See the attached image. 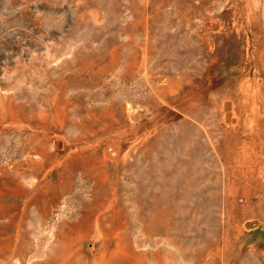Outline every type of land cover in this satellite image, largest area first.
I'll use <instances>...</instances> for the list:
<instances>
[{
    "label": "rangeland",
    "instance_id": "374dc122",
    "mask_svg": "<svg viewBox=\"0 0 264 264\" xmlns=\"http://www.w3.org/2000/svg\"><path fill=\"white\" fill-rule=\"evenodd\" d=\"M0 264H264V0H0Z\"/></svg>",
    "mask_w": 264,
    "mask_h": 264
},
{
    "label": "bare ground",
    "instance_id": "6f19581e",
    "mask_svg": "<svg viewBox=\"0 0 264 264\" xmlns=\"http://www.w3.org/2000/svg\"><path fill=\"white\" fill-rule=\"evenodd\" d=\"M229 114H228V121H230V118H229ZM103 234V233H102ZM121 235V234H120ZM140 235V234H139ZM151 235V234H150ZM145 239V238H144ZM145 241V240H144ZM147 241H149L148 240V238H147ZM110 242V241H109ZM162 242V241H161ZM161 242H159V243H161ZM120 245V244H119ZM107 246V245H106ZM160 245H158V247H159ZM157 247V246H156ZM149 248V247H148ZM154 249V248H153ZM122 250V249H121ZM123 252V251H122ZM155 253V252H154ZM117 255V254H116ZM139 260V259H138ZM108 261H110V259L108 260Z\"/></svg>",
    "mask_w": 264,
    "mask_h": 264
},
{
    "label": "water",
    "instance_id": "95a60500",
    "mask_svg": "<svg viewBox=\"0 0 264 264\" xmlns=\"http://www.w3.org/2000/svg\"><path fill=\"white\" fill-rule=\"evenodd\" d=\"M229 105L226 104L225 108L228 109ZM226 119L228 120V115L226 116Z\"/></svg>",
    "mask_w": 264,
    "mask_h": 264
}]
</instances>
